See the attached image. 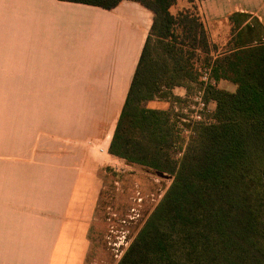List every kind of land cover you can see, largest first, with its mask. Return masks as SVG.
Listing matches in <instances>:
<instances>
[{
    "label": "crops",
    "instance_id": "obj_1",
    "mask_svg": "<svg viewBox=\"0 0 264 264\" xmlns=\"http://www.w3.org/2000/svg\"><path fill=\"white\" fill-rule=\"evenodd\" d=\"M201 7L207 21L244 13L264 23V0ZM153 18L130 0L111 10L0 0V124L1 87L27 89L16 96L29 104L31 137L21 158H0V264H92L78 206L97 173L86 169L115 157L110 145Z\"/></svg>",
    "mask_w": 264,
    "mask_h": 264
},
{
    "label": "trees",
    "instance_id": "obj_2",
    "mask_svg": "<svg viewBox=\"0 0 264 264\" xmlns=\"http://www.w3.org/2000/svg\"><path fill=\"white\" fill-rule=\"evenodd\" d=\"M60 1L111 10L124 0ZM130 1L154 18L109 153L174 181L118 264H264L262 23L244 13L228 18V48L203 66L235 90H208L216 104L213 122L198 125L182 158L173 161L172 110L148 104L174 106L182 101L175 88L189 91L198 83L192 60L198 50L211 54L205 18L190 11L174 15L177 0ZM189 1L202 9L204 0Z\"/></svg>",
    "mask_w": 264,
    "mask_h": 264
},
{
    "label": "rangeland",
    "instance_id": "obj_3",
    "mask_svg": "<svg viewBox=\"0 0 264 264\" xmlns=\"http://www.w3.org/2000/svg\"><path fill=\"white\" fill-rule=\"evenodd\" d=\"M190 11L201 17L203 10L198 3L177 0L171 8L174 15ZM264 13V10H263ZM211 54L201 50L192 60L196 67L203 66L208 57L223 53L230 40V26L227 18L205 20ZM255 27L257 24L253 23ZM264 27V23H262ZM264 42V31L261 30ZM258 43H255L257 45ZM210 63V61H208ZM207 62V63H208ZM12 83V81L1 82ZM189 88V87H188ZM218 88L235 90V86L222 81ZM175 88V95L183 92ZM190 89V88H189ZM187 90V89H186ZM27 89L1 87L0 158H21L30 145L29 104L20 103L16 95ZM188 91V90H187ZM194 88L188 91L192 94ZM162 110H173L169 102H161ZM214 106V105H213ZM196 127V126H195ZM178 138V137H177ZM192 139V138H191ZM190 139V142H191ZM186 140V139H185ZM178 146L170 150L171 159L179 160L184 141L177 139ZM173 160V161H175ZM95 180L86 185V198L78 206L88 218L92 264H118L122 256L174 181V176L156 170L127 164L116 157H108L99 168L86 169ZM89 176V174H87Z\"/></svg>",
    "mask_w": 264,
    "mask_h": 264
},
{
    "label": "built area",
    "instance_id": "obj_4",
    "mask_svg": "<svg viewBox=\"0 0 264 264\" xmlns=\"http://www.w3.org/2000/svg\"><path fill=\"white\" fill-rule=\"evenodd\" d=\"M198 73L199 80L198 83L193 85V93L188 95V91L183 88V92L177 95L182 101L175 103L172 110L171 123L175 128V134L184 141L182 152L179 153L180 159L190 143V139L196 137V127L213 122L216 104L207 98V92L209 89L218 88L222 82H219L213 76L212 66H200L198 67ZM177 146L178 144L176 143L175 148Z\"/></svg>",
    "mask_w": 264,
    "mask_h": 264
}]
</instances>
